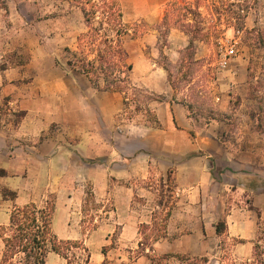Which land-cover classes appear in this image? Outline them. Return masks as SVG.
Listing matches in <instances>:
<instances>
[{
	"label": "crops",
	"instance_id": "1",
	"mask_svg": "<svg viewBox=\"0 0 264 264\" xmlns=\"http://www.w3.org/2000/svg\"><path fill=\"white\" fill-rule=\"evenodd\" d=\"M231 31L237 54L222 78L217 72L207 117L193 113L190 85L177 87L155 52L130 54L132 84L147 94L143 121L124 93L99 90L56 60L0 70L1 90L24 112L17 128H0V227L14 207H44L52 195L54 233L83 242L88 264H151L165 254L164 264H182L179 256L252 263L257 245L264 248V128L255 109L264 90L250 94L254 48L246 35L264 32V5L247 10L242 28ZM263 41L255 50L264 52ZM189 44L188 34L171 27L168 61L177 64ZM204 56L198 49L195 59ZM90 195L98 205L88 210ZM156 220L162 235L143 248L140 227L152 229ZM4 246L0 235V262ZM46 264L68 260L52 251Z\"/></svg>",
	"mask_w": 264,
	"mask_h": 264
},
{
	"label": "rangeland",
	"instance_id": "2",
	"mask_svg": "<svg viewBox=\"0 0 264 264\" xmlns=\"http://www.w3.org/2000/svg\"><path fill=\"white\" fill-rule=\"evenodd\" d=\"M123 5L127 22L133 32V36L127 41L131 56L145 53L149 57L153 52L159 54V62L170 69V79L174 80L175 85L180 89L190 85L189 92L194 102L193 113L196 116L205 114L207 117L215 103V92H218L215 87L218 82L217 72L223 77L224 69L219 66L222 52L220 41L234 39V31L228 30L242 28L246 11L264 5V0H123ZM160 10L164 13L162 20L151 24L149 20ZM171 27H179L188 34L190 43L193 40V47L182 53L177 64L168 61L164 52L167 33ZM85 30L86 25L80 10L66 2L0 0V70L23 66L34 60L42 63L59 60L61 65L71 70L66 65L65 47L75 48L77 36ZM155 37L158 42L154 49L152 43L156 40ZM246 37L254 48L251 51L250 94L255 95L257 91L264 90V52L255 50L263 41L264 32L247 34ZM156 48L160 50L159 53H156ZM198 49L200 55L205 56L196 60ZM189 53L191 56H188ZM31 80L30 74L28 81ZM146 95L144 92H137L129 104L130 113L136 111L142 121ZM258 99L260 103L255 109L260 112L264 128V95L258 94ZM11 100L0 88V128L18 126V116L22 111L12 105ZM232 103L237 106L238 98ZM86 189L90 193V187ZM48 197V204H51L54 196ZM87 198L86 208L94 209L98 204L91 200V195ZM46 204L43 205L47 206ZM163 216V213L159 214L158 219ZM159 220H156L152 229L145 225L140 227L142 241L145 242L143 248L151 245L152 239L148 236L153 230H162ZM263 251L262 245H258L254 261L250 264H264ZM82 254L80 249H73V253H70L72 264L83 263L85 254ZM173 264H179V261L174 260ZM182 264L210 263L209 260L206 262L200 258H187L182 260ZM226 264L231 263L226 261Z\"/></svg>",
	"mask_w": 264,
	"mask_h": 264
},
{
	"label": "trees",
	"instance_id": "3",
	"mask_svg": "<svg viewBox=\"0 0 264 264\" xmlns=\"http://www.w3.org/2000/svg\"><path fill=\"white\" fill-rule=\"evenodd\" d=\"M56 1L66 2L80 10L86 25V30L77 36L76 47H65L66 65L71 70L86 75L95 88L124 93L126 103L134 100L133 97L141 89L131 81L133 64L130 62L127 41L133 36V32L126 19L123 0ZM192 47L193 40L186 49ZM57 62L60 63L59 60ZM148 97L153 98L152 95ZM146 110L150 120L154 121L147 106ZM23 116L24 112H20L18 121ZM53 212V203L44 207H38L34 203L14 207L9 225L0 227V235L5 245L0 264H46L47 256L52 251L65 257L68 264H72L70 253L75 248L83 252L82 256L85 254L81 264H88L90 251L83 242L60 239L54 233ZM151 234L148 237L155 241L162 235V230H153ZM142 244L145 245V242L142 241ZM170 256L171 254H165L160 258H153L151 264H164V260ZM179 257L180 260L190 258ZM200 259L208 261L207 258Z\"/></svg>",
	"mask_w": 264,
	"mask_h": 264
},
{
	"label": "built area",
	"instance_id": "4",
	"mask_svg": "<svg viewBox=\"0 0 264 264\" xmlns=\"http://www.w3.org/2000/svg\"><path fill=\"white\" fill-rule=\"evenodd\" d=\"M241 30L236 31V35H240ZM238 40L236 38L232 40H221L220 45L222 48L219 66L222 69L227 68L230 65L231 59L237 54Z\"/></svg>",
	"mask_w": 264,
	"mask_h": 264
}]
</instances>
